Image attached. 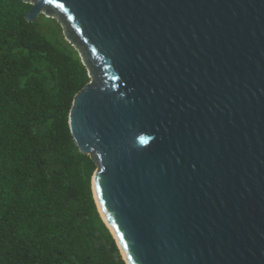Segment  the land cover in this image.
<instances>
[{"label":"water","instance_id":"water-1","mask_svg":"<svg viewBox=\"0 0 264 264\" xmlns=\"http://www.w3.org/2000/svg\"><path fill=\"white\" fill-rule=\"evenodd\" d=\"M90 82L69 126L126 264H264V0H22Z\"/></svg>","mask_w":264,"mask_h":264},{"label":"trees","instance_id":"trees-1","mask_svg":"<svg viewBox=\"0 0 264 264\" xmlns=\"http://www.w3.org/2000/svg\"><path fill=\"white\" fill-rule=\"evenodd\" d=\"M32 8L0 0V264H126L69 126L88 71Z\"/></svg>","mask_w":264,"mask_h":264},{"label":"rangeland","instance_id":"rangeland-1","mask_svg":"<svg viewBox=\"0 0 264 264\" xmlns=\"http://www.w3.org/2000/svg\"><path fill=\"white\" fill-rule=\"evenodd\" d=\"M37 21L39 27L47 31L49 34L57 33V37L60 39V42H62L64 46L73 47L68 41L65 40L62 26L56 19L47 18L44 15H41L38 17Z\"/></svg>","mask_w":264,"mask_h":264}]
</instances>
